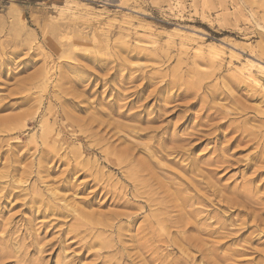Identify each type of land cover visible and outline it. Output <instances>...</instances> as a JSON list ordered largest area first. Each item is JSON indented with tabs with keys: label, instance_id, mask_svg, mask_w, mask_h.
I'll use <instances>...</instances> for the list:
<instances>
[{
	"label": "rangeland",
	"instance_id": "1",
	"mask_svg": "<svg viewBox=\"0 0 264 264\" xmlns=\"http://www.w3.org/2000/svg\"><path fill=\"white\" fill-rule=\"evenodd\" d=\"M248 73L264 0H0V264H264Z\"/></svg>",
	"mask_w": 264,
	"mask_h": 264
},
{
	"label": "bare ground",
	"instance_id": "2",
	"mask_svg": "<svg viewBox=\"0 0 264 264\" xmlns=\"http://www.w3.org/2000/svg\"><path fill=\"white\" fill-rule=\"evenodd\" d=\"M99 12H102V11H99ZM76 49V48H75ZM193 53V52H192ZM197 55V54H196ZM195 56V55H194ZM209 63V62H208ZM217 66H219V65H217ZM217 68V67H216ZM249 72V71H248ZM258 73V72H257ZM247 74V73H246ZM250 73H248V75H249ZM248 75H246V76H248ZM249 76H251V75H249ZM247 77L248 79H250V81L252 82V84L255 86L254 88H256L257 87V89L259 88V89H261L263 92H264V86H262V85H260V82H259V80H256V79H254L252 76L251 77ZM246 78V79H247ZM251 84V85H252ZM264 84V83H263ZM256 91V90H255ZM262 93V92H261ZM120 156V155H119ZM122 156H123V154H122ZM122 156L121 157H119V159L121 158L122 159ZM124 158V157H123ZM128 158V156L127 157H125L124 159L126 160ZM120 161H122V160H120ZM74 204V203H73Z\"/></svg>",
	"mask_w": 264,
	"mask_h": 264
}]
</instances>
